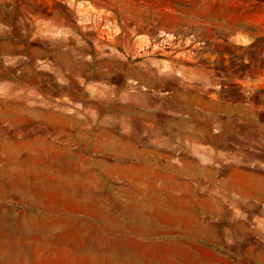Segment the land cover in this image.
Instances as JSON below:
<instances>
[{
    "label": "rangeland",
    "instance_id": "rangeland-1",
    "mask_svg": "<svg viewBox=\"0 0 264 264\" xmlns=\"http://www.w3.org/2000/svg\"><path fill=\"white\" fill-rule=\"evenodd\" d=\"M179 138L215 150L196 231L110 228L104 152ZM0 264H264V0H0Z\"/></svg>",
    "mask_w": 264,
    "mask_h": 264
},
{
    "label": "crops",
    "instance_id": "crops-1",
    "mask_svg": "<svg viewBox=\"0 0 264 264\" xmlns=\"http://www.w3.org/2000/svg\"><path fill=\"white\" fill-rule=\"evenodd\" d=\"M221 106L228 112L243 109L224 103ZM157 145L159 151L153 147L139 148L133 143L109 147L104 152L109 158H101L97 163L100 178L86 186L95 195L117 197L120 203L130 205L124 209L125 218L109 216V227L125 235L136 228L141 230V235L149 230V225L144 224L150 221L147 209L158 203L157 198L167 197L176 198L180 206L177 227L181 235L191 234L192 229L196 231V209L192 207L197 206V198L213 195L215 174L212 169L207 172L200 166L212 162L213 144L179 138Z\"/></svg>",
    "mask_w": 264,
    "mask_h": 264
}]
</instances>
